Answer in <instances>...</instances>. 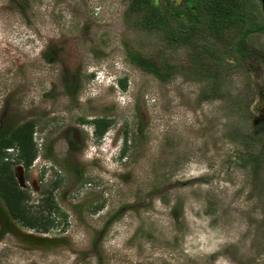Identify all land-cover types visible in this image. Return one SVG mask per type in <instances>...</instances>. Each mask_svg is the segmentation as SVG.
Here are the masks:
<instances>
[{
	"label": "rangeland",
	"instance_id": "rangeland-1",
	"mask_svg": "<svg viewBox=\"0 0 264 264\" xmlns=\"http://www.w3.org/2000/svg\"><path fill=\"white\" fill-rule=\"evenodd\" d=\"M201 1L0 0V131L34 123L12 174L52 220L0 213V264H264V13Z\"/></svg>",
	"mask_w": 264,
	"mask_h": 264
},
{
	"label": "trees",
	"instance_id": "trees-1",
	"mask_svg": "<svg viewBox=\"0 0 264 264\" xmlns=\"http://www.w3.org/2000/svg\"><path fill=\"white\" fill-rule=\"evenodd\" d=\"M149 1L150 0H133V4L135 6L144 5L149 10V22L152 24L161 23L163 21V12L156 9L158 7L157 1L152 0L151 4ZM185 1L189 5H193L195 9L204 5V2L201 0ZM236 7L240 8V11H237L238 17H236V20L247 21L249 14L244 11V9L246 10V7H248L247 2L244 4V2L240 1L237 3ZM224 14H226V12ZM227 14H229V12H227ZM254 31H264V26L260 25L256 26V28L250 27L249 25L245 26L243 35L240 39L243 40L247 34ZM176 37H178V33H174L173 31L171 38ZM135 62L141 64V61L137 58H135ZM122 86L124 87V84H122ZM2 122L4 125L0 131V198L5 205L3 207V204L0 203V213L4 216L6 223L9 222L8 217H10L23 226L30 228H38L39 223L43 224V229L45 230V225H50L52 220L42 215L41 211H31V207L26 205L27 200L25 199L23 191L17 186L12 174L13 162H16L15 164L21 163L23 167L27 168L35 158L36 146L32 137L34 123L32 121H25L21 124H8L10 121L7 122L5 120ZM91 123L94 125V133L98 136H101L109 125V121L103 118H94ZM8 149H14L17 152L15 158L12 160L8 156Z\"/></svg>",
	"mask_w": 264,
	"mask_h": 264
},
{
	"label": "flooded vegetation",
	"instance_id": "flooded-vegetation-1",
	"mask_svg": "<svg viewBox=\"0 0 264 264\" xmlns=\"http://www.w3.org/2000/svg\"><path fill=\"white\" fill-rule=\"evenodd\" d=\"M155 1H158V0H155ZM257 2L260 5L261 11H263V3H262V1L261 0H257ZM258 26H260V25H258ZM262 26H264V24H262ZM263 100H264V95L262 94V90L261 91H258V93H257V101L254 103V107H255V110L258 111V113H260L259 114L260 116H263L264 115V109L261 108V107H259L260 103Z\"/></svg>",
	"mask_w": 264,
	"mask_h": 264
},
{
	"label": "water",
	"instance_id": "water-1",
	"mask_svg": "<svg viewBox=\"0 0 264 264\" xmlns=\"http://www.w3.org/2000/svg\"><path fill=\"white\" fill-rule=\"evenodd\" d=\"M262 1V3H263V12H264V0H261Z\"/></svg>",
	"mask_w": 264,
	"mask_h": 264
},
{
	"label": "clouds",
	"instance_id": "clouds-1",
	"mask_svg": "<svg viewBox=\"0 0 264 264\" xmlns=\"http://www.w3.org/2000/svg\"><path fill=\"white\" fill-rule=\"evenodd\" d=\"M121 156V155H120Z\"/></svg>",
	"mask_w": 264,
	"mask_h": 264
}]
</instances>
